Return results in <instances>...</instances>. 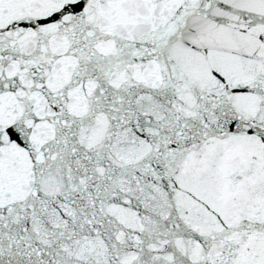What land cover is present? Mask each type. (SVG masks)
<instances>
[{
  "label": "snow or ice",
  "instance_id": "1",
  "mask_svg": "<svg viewBox=\"0 0 264 264\" xmlns=\"http://www.w3.org/2000/svg\"><path fill=\"white\" fill-rule=\"evenodd\" d=\"M0 264H264V0H0Z\"/></svg>",
  "mask_w": 264,
  "mask_h": 264
}]
</instances>
